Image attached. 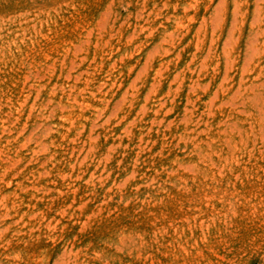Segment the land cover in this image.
<instances>
[{
  "label": "rangeland",
  "instance_id": "obj_1",
  "mask_svg": "<svg viewBox=\"0 0 264 264\" xmlns=\"http://www.w3.org/2000/svg\"><path fill=\"white\" fill-rule=\"evenodd\" d=\"M0 264H264V0H0Z\"/></svg>",
  "mask_w": 264,
  "mask_h": 264
}]
</instances>
